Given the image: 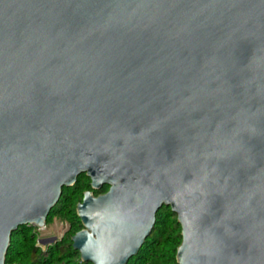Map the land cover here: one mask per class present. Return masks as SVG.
Returning <instances> with one entry per match:
<instances>
[{"label":"water","instance_id":"obj_1","mask_svg":"<svg viewBox=\"0 0 264 264\" xmlns=\"http://www.w3.org/2000/svg\"><path fill=\"white\" fill-rule=\"evenodd\" d=\"M81 175L84 263L264 264V0H0V264Z\"/></svg>","mask_w":264,"mask_h":264},{"label":"trees","instance_id":"obj_2","mask_svg":"<svg viewBox=\"0 0 264 264\" xmlns=\"http://www.w3.org/2000/svg\"><path fill=\"white\" fill-rule=\"evenodd\" d=\"M85 175L78 177L71 188H63L57 205L50 211L47 222L58 217L68 224L63 237L42 248L37 241V228L22 226L11 236L5 258L6 264H90L80 260V255L72 248L71 237L83 227L76 214V205L81 202L83 193L92 191ZM108 190L92 191L94 196ZM180 227L176 216L169 208H162L156 214V224L139 253L127 264H176V249L180 245Z\"/></svg>","mask_w":264,"mask_h":264},{"label":"rangeland","instance_id":"obj_3","mask_svg":"<svg viewBox=\"0 0 264 264\" xmlns=\"http://www.w3.org/2000/svg\"><path fill=\"white\" fill-rule=\"evenodd\" d=\"M67 229L68 224L64 220L58 217L51 218L44 229L37 231V241L39 242V246L45 248L46 246L53 244L52 242H49L50 240H60Z\"/></svg>","mask_w":264,"mask_h":264}]
</instances>
